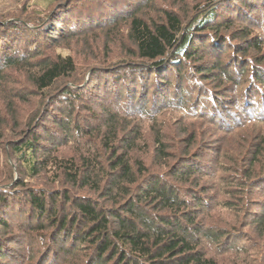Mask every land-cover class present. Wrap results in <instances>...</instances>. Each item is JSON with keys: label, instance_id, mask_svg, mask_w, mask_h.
<instances>
[{"label": "trees", "instance_id": "trees-1", "mask_svg": "<svg viewBox=\"0 0 264 264\" xmlns=\"http://www.w3.org/2000/svg\"><path fill=\"white\" fill-rule=\"evenodd\" d=\"M108 2L116 8H106ZM245 2L204 1L187 22L173 9L160 11L159 20L146 16L154 11L147 0L125 15L118 12L131 8L126 0H54L47 20L36 12L15 15L14 8L0 12V88L9 79L5 71L25 73V92L16 98L33 95L41 101L23 120L28 131L8 143L16 168L0 160V264L22 254L14 247L17 234L30 241V249L41 246L40 255L30 250L27 264H80L82 256L75 254L83 246L88 249L84 264H221L218 255L235 252L236 258L238 251L235 264L261 262L244 246L253 244L246 229L264 235V199L253 210L245 185L264 196V165L259 171L255 166L264 156V138L246 161L247 179L236 185L239 197L246 195L244 221L224 230L207 220L227 205L198 187L201 179L219 174L216 157L222 147L216 148L212 166L202 150L175 156L159 123L160 115L171 112L223 135L246 124H264V33H258L262 26L251 17L264 10V0ZM120 23L131 50L118 59L117 68L108 66L114 59L107 61L87 83L77 81L70 56H43L49 44L88 31L108 29L110 35ZM251 31L256 35L249 39ZM236 38L245 44L233 45ZM226 43L232 57L221 65ZM206 56L217 63L203 70ZM212 74L215 83L208 80ZM93 76H100V93L96 84L88 90ZM4 104L12 120L13 107ZM133 121L153 133L155 169L135 157L146 152V143L137 128L128 129ZM62 148H72L77 156L59 157ZM43 173L63 188L28 187L26 181Z\"/></svg>", "mask_w": 264, "mask_h": 264}, {"label": "rangeland", "instance_id": "rangeland-1", "mask_svg": "<svg viewBox=\"0 0 264 264\" xmlns=\"http://www.w3.org/2000/svg\"><path fill=\"white\" fill-rule=\"evenodd\" d=\"M126 1H128L129 3L131 2V8L129 7L128 9L120 8L118 14L121 13L122 15L130 14L132 11H135V9H137L138 6H141V4L146 0H135L137 1V3H135V1L132 0H126ZM147 1H148V6L154 7V11H151L152 15H149V13L147 12L146 16L148 15L150 18L153 17L154 20H159L161 13L160 11L165 9L167 10L173 9L175 12H177L179 16H181V19H183L184 22L189 21L190 18L193 17V15L195 14L194 7L196 5L203 3L204 1L207 2V0H147ZM251 3L257 4L258 0H248V2H245L246 5H250ZM259 4L260 3H258L257 5ZM77 5L79 6L80 3L77 2ZM106 5H107L106 8L108 7L109 9L116 8L113 5L111 6L109 2ZM54 6H55L54 0H0V12H4L14 8L15 9L14 11H16L15 15H19L22 11L24 13L36 12L39 13V15L45 18L46 20L47 18L44 15L48 16V13L51 12ZM241 17L245 18V16H241ZM251 17L253 20L252 22H256L258 20L257 22H260V25L262 26L261 28L262 32L259 30L258 33L259 34L264 33V10H261L260 12L258 11L254 12V14H251ZM106 18L107 17L103 19ZM97 19L98 18H96L95 20ZM106 22L109 21L107 20ZM84 29L86 30L87 28ZM79 30H83V29L80 28ZM107 30L108 29L101 31L99 30L88 31V33L85 34H82L79 31L80 33L78 34L79 38L73 40L72 39L66 40V41L60 40L58 41L57 44L54 43V45L49 44L46 47L43 56L54 57L57 54L70 56L77 65V77H76L77 81L83 80L85 83H87L90 80L91 75H93L94 73H99V71L101 70L104 71L107 64H109V62L107 61L111 62L114 59V61H112V63L108 66L117 68L118 65L120 64L118 62V59L119 58L124 59L123 57H125L126 49L131 50L130 48L132 47V45L128 41L127 31H126L127 28L125 27V25L121 24L120 28L118 29V32L115 31L116 33H111L110 35L106 33ZM251 32L253 33L252 35H250L251 37H249V39L254 37V35H256L255 31H251ZM233 34L231 33L229 36L231 37L240 36L239 33H233ZM242 43L245 44V40H243V38H236L233 45L235 44V46L240 47ZM228 45L229 44L226 43L224 46L225 48H223L227 57L226 60L221 61L222 63L221 65L228 63V60L232 57L231 56L232 52L231 53L229 52ZM253 55L254 54H251V56ZM210 57L206 56L205 59H202L203 62H201L202 63L201 65H203V70L211 69L213 65H216L217 59H215V57H211V58ZM5 74L9 79L8 80L6 79L5 84H3V86H1L2 88H0V160L1 162L3 160L4 161L9 160V162L13 166L12 168L14 169L16 168L14 167L15 162L11 158L12 156L10 155L9 152L8 143L14 141L18 137H21L25 130L28 131V129H25L24 121L30 117V114L33 113L36 105L39 104L41 101H38L40 99L33 97V95H29L28 97H25L24 95L22 99L19 98L17 99L16 93L22 94L25 92L24 91L25 87L23 86L27 84V79L26 76L24 75L25 73L23 74V73L15 72L14 70H9V71H5ZM213 75L215 74H212V76L210 75L208 80H211L213 83H215V81H213V77H214ZM100 82H102L100 81V76L97 77L93 76L91 81L89 82L88 90H90L92 87L90 85L96 84L95 85L96 88L97 86L99 88V89L97 88L98 89L97 92L100 93V90H102ZM189 86H191L189 83L185 84V87L187 89H190ZM16 90L17 91L19 90L20 92H16ZM85 90H86L85 93H87L88 92L87 88ZM8 93L15 96V98L13 97L14 99L12 100L10 98H7L10 95V94L8 95ZM84 96L88 98L86 94H84ZM42 101H45V99ZM5 102H7V106L10 105L11 103L10 106L13 107V110L11 112V114L13 115L12 120H9L7 118L6 111L4 110L5 108H7L6 105L4 104ZM87 109H88V105L86 106L85 104V110ZM159 119H160L159 123H161L160 127L163 133L164 141L167 142L166 146L169 147L170 149L169 151L174 150L175 153L177 152L175 156L182 155L185 152L186 154H188L194 151L202 150V152L204 151L205 153L206 152L209 153V157H207V161L209 162L211 161L210 162L211 164V163H216L215 155H216V151H218L216 148L222 147L221 150L218 152V157H216L217 165L221 169L219 174H217V176L212 179L210 178L201 179L198 184V187L204 188L206 190L208 189V194H210L212 197H216L222 205L225 204L227 205L226 209L218 208L214 210V212L211 214V219L207 220L208 223H213V224L216 223L219 227L224 228V230L227 228L232 229L233 226L235 225L238 226V224L241 226V222L244 221V220L242 221L243 211H244V216H246L245 215L246 212L244 210L246 195L249 196L248 199L249 201L247 205H251V204L255 205L254 207H252L253 210H256L257 208L256 205H258L257 203H259L264 199V196H260L254 190H249L248 186H246L245 184L244 185L246 187L245 188L246 195L240 198L239 188L238 186H236L240 183H243L244 179H247L244 176V172L246 171L245 175H247V172L250 171L249 170L250 164L247 163L246 161L249 159L248 158L249 155L253 152L252 150H254V146L257 145L261 146L260 141L262 140V138H264V124H246L243 127L239 128L237 131L234 130L232 134L223 135V133H219L215 131L212 127L203 125L202 123L189 122L187 120L182 121V119H179V117L176 114H172L171 112L163 113L162 115L159 116ZM146 126L139 127V124L133 121L131 122L130 125H128V129L137 128V130H139L142 133V136L144 137V142L146 143V145L143 146L146 152H141L140 150L138 153H136L135 157L142 159L146 167L155 169L157 168V166L152 165L153 133ZM204 143H208V144H204ZM203 144L206 147H204ZM200 146L202 148H200ZM209 147L211 149L210 152H209ZM139 149H143L141 148V145ZM58 155L59 157H67V158L72 156H77L72 148H67V149L62 148L59 150ZM262 164L264 165V156L255 164L256 171H259V168L261 167ZM158 170L163 171V169H158ZM13 172H15L13 176V180H18L19 177L16 174L17 172L16 171ZM49 175L50 174L46 175L45 173H43L34 180L26 181L28 187L37 186L44 189L45 191L60 190L61 188H63L61 187L62 185L60 183L55 185L51 184L49 180ZM21 180L22 179H20V181ZM220 180H222V183L219 182ZM242 199L244 200L243 202H241ZM246 230L244 231H246L251 236V238L253 239V244L248 246L246 244V246H244V249L247 250H244V252L246 251V254L251 253L253 255L259 256L258 259L261 260L259 264H264V235L258 236L252 230L250 229H246ZM49 234L47 232V234L45 235L46 239L44 240V242H47ZM14 241L17 242V245L16 246L14 245L15 250L22 253L20 255L16 253V259L17 260L20 259L21 264L30 263V259L29 261H27V257L30 256V250L31 253L35 255H37L40 251H42L41 246L39 248V245L37 248L30 249L31 248L29 246L30 241L24 238L23 236H20L19 234L15 236ZM27 248L28 250H26ZM239 252L240 251H238V255L236 254V258L233 257V255H235L234 252V253H230L231 255L230 254L218 255L217 260L219 262H222L221 264H235L236 263L235 259H240L241 253ZM87 253H88V249L86 246H83L81 249L77 250L75 255L77 257L82 256L80 264H84ZM244 257H245L244 260L246 259L245 261H247L248 258L246 256ZM16 259L15 258L10 259L9 260V262H11L10 264H18ZM255 263L257 262L255 261Z\"/></svg>", "mask_w": 264, "mask_h": 264}]
</instances>
